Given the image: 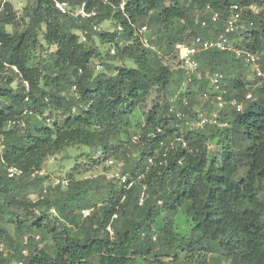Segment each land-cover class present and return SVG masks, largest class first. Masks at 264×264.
Returning <instances> with one entry per match:
<instances>
[{"label": "trees", "instance_id": "16d2710c", "mask_svg": "<svg viewBox=\"0 0 264 264\" xmlns=\"http://www.w3.org/2000/svg\"><path fill=\"white\" fill-rule=\"evenodd\" d=\"M55 1L96 16L63 14ZM235 5L254 26L233 43L264 53V0H31L21 16L0 0V264H264V83L231 52L200 55L197 72L173 55L178 42L216 38ZM208 6L219 20L202 28ZM108 20L123 30L93 29ZM143 26L156 51L143 44ZM93 35L105 53L88 44ZM216 73L227 99L245 103L250 90L253 99L244 113L221 112L227 126H198L191 97L211 93ZM40 116L51 123L36 124ZM72 147L88 148L94 165L122 161L128 183L70 174L67 186L46 189L48 159Z\"/></svg>", "mask_w": 264, "mask_h": 264}, {"label": "built area", "instance_id": "2783aa9c", "mask_svg": "<svg viewBox=\"0 0 264 264\" xmlns=\"http://www.w3.org/2000/svg\"><path fill=\"white\" fill-rule=\"evenodd\" d=\"M126 3L123 2L121 5V8L123 9L125 7ZM55 7L63 14H72L75 17H82V18H91L96 16V12L88 13L86 11V5L83 4L77 8H70L67 2H60L55 1ZM248 11L251 12V14L259 15L260 9L255 6L251 5L248 9ZM243 10L240 9L238 6H232L231 8V15L227 19L224 30L213 39L208 38H202L201 36H196L191 41H184V42H178L174 46V53L173 55L177 57L178 61L180 62L181 66L191 72H197L200 66L199 63V56L210 52V51H219V52H231L233 53L237 59L243 62L248 67H251L252 71L256 75V78L259 79L261 82L264 83V53H257L252 52L249 50L241 49L233 43L232 37L238 34L241 31L246 30L249 27H253L254 23L252 21H244L242 16ZM201 15H203L201 17ZM207 18H210L211 21L217 22L219 20V13L214 12L210 6H208L204 11L203 14H198L197 18V24L200 25L202 28H205L208 26ZM95 31H100L99 26H94L93 28ZM118 31H122L123 27L121 25L117 26L116 28ZM139 35L142 37V42L146 46H150L153 50H157L155 46H151L150 40L153 39V37L150 36L149 30L147 26H143L139 30ZM155 39V38H154ZM82 41L85 42L86 38L82 37ZM112 53H115V51L112 50ZM100 69V67H99ZM224 79V75L220 73H216L212 75L211 77V86L213 87V91L205 92L202 95V102L213 104L215 105V109L217 110V113L214 114L211 117H207L204 113L196 111L197 112V120H198V126H205L207 124H213L218 125L220 127L227 126V124H221L219 122V114L218 112H223L228 109L235 110L238 113H244V102H240L237 98H226L227 91L222 89L221 83ZM23 87L26 92V98L25 101L29 102V94L31 91V87L29 82L23 81ZM253 99L252 93H247L245 96V102H248ZM185 106L189 105L188 100H184ZM173 111V109L171 110ZM177 118L187 120L189 121V117L187 118V115L181 113V112H175ZM47 124L51 123L50 119L46 120ZM188 126H193L190 121L187 122ZM5 148L4 140L0 139V154L3 152ZM151 162V160H150ZM109 167H113V162H109ZM9 177L19 176L21 174V171H18L16 169H10ZM35 176V175H34ZM129 174L124 173V170H118L111 172L110 174L106 175L107 180L117 181L121 184H127L129 181ZM140 179L145 178V174H142ZM62 183L63 185H68V180L63 181H56L53 186H57L58 184ZM133 185V182H130L128 184V187H131ZM46 192V190H45ZM89 211H84L83 215L84 217H87L89 215ZM107 232L109 235H113V230L111 227L107 228ZM37 240L40 239L39 236L36 237ZM152 239L153 241H157V234L155 233V230H152ZM29 240L25 239L23 242V249L21 251L22 255L27 257L30 253L29 249ZM0 253H7L6 246L4 244H0ZM18 264H24L23 261H20Z\"/></svg>", "mask_w": 264, "mask_h": 264}, {"label": "rangeland", "instance_id": "374dc122", "mask_svg": "<svg viewBox=\"0 0 264 264\" xmlns=\"http://www.w3.org/2000/svg\"><path fill=\"white\" fill-rule=\"evenodd\" d=\"M11 2V4L15 7L18 14L21 16L23 13V10L25 6L30 3L31 0H7ZM264 10V9H262ZM261 11V9H260ZM147 25V23H145ZM148 26V25H147ZM102 32H110L113 33L116 30V26L114 24L113 20H108L102 24L99 25ZM11 30V29H10ZM77 34H81L79 31H75ZM91 46H94L96 48H99L100 51L106 52V49L108 48V44L103 45L101 43V39L99 35H93L91 37V40H89V43ZM50 51L54 50V48L49 49ZM99 60H96L95 62H98ZM98 64V63H96ZM128 66H132V62H127ZM181 67H179L178 63L175 65V70H179ZM98 72V71H97ZM244 76L248 82H254V75L250 68L245 67ZM20 85L19 79L16 80V82L13 84L14 88H17ZM182 91L185 89L186 85H182ZM256 86L260 87L262 85L256 83ZM255 86V87H256ZM180 91V92H182ZM178 92L177 95L180 93ZM252 93L250 90L247 93ZM253 94V93H252ZM193 101V106L195 111H199L204 113L207 117H211L214 114L217 113V110L201 101L200 93H196L193 97H191ZM249 105L248 102L244 103V108ZM219 116L221 115V112H218ZM36 124L41 125H47V122L43 116H40L36 120ZM133 158V157H132ZM99 157H92L89 153V149L86 147H72L66 149L64 152L51 157L48 159L47 163L44 166L42 174L48 175L49 179L45 183V188L47 189L49 186H52L55 184L56 181H63L67 180L70 174H74L75 178L77 180H82L86 178H106V175L110 174L111 172L115 171L116 169L121 170L124 168V165L122 164V161H108L106 164L101 165H94L93 161L98 160ZM133 160V159H132ZM109 162H113V167H109ZM35 196H32L31 198H34ZM179 222H180V230L182 232H185L187 228L189 227V218L184 215V213L180 214L179 216ZM7 220H2V223H4L6 226L8 223ZM39 236V235H37ZM50 243V242H49ZM45 245V243H39V248H42ZM180 257H182L180 255ZM173 258V256H172ZM172 258L166 259V261L178 264V262H172ZM19 263V262H18ZM17 262L14 264H18Z\"/></svg>", "mask_w": 264, "mask_h": 264}]
</instances>
